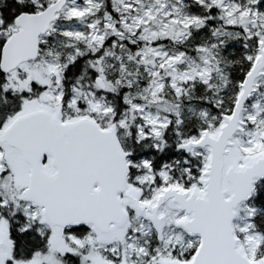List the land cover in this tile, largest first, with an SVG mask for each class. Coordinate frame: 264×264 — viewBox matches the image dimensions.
<instances>
[{
  "label": "snow or ice",
  "instance_id": "6c2138e0",
  "mask_svg": "<svg viewBox=\"0 0 264 264\" xmlns=\"http://www.w3.org/2000/svg\"><path fill=\"white\" fill-rule=\"evenodd\" d=\"M0 264H264V0H0Z\"/></svg>",
  "mask_w": 264,
  "mask_h": 264
}]
</instances>
